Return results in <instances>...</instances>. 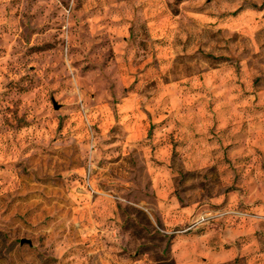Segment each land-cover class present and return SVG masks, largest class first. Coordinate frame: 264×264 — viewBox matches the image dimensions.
I'll use <instances>...</instances> for the list:
<instances>
[{"label": "rangeland", "instance_id": "374dc122", "mask_svg": "<svg viewBox=\"0 0 264 264\" xmlns=\"http://www.w3.org/2000/svg\"><path fill=\"white\" fill-rule=\"evenodd\" d=\"M0 264H264V0H0Z\"/></svg>", "mask_w": 264, "mask_h": 264}, {"label": "built area", "instance_id": "2783aa9c", "mask_svg": "<svg viewBox=\"0 0 264 264\" xmlns=\"http://www.w3.org/2000/svg\"><path fill=\"white\" fill-rule=\"evenodd\" d=\"M88 181H89V179H88ZM89 183V182H88Z\"/></svg>", "mask_w": 264, "mask_h": 264}]
</instances>
